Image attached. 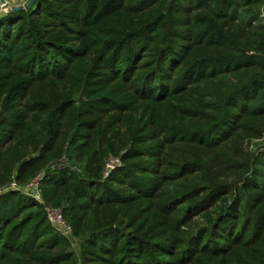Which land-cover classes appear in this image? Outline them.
I'll list each match as a JSON object with an SVG mask.
<instances>
[{"label":"trees","instance_id":"1","mask_svg":"<svg viewBox=\"0 0 264 264\" xmlns=\"http://www.w3.org/2000/svg\"><path fill=\"white\" fill-rule=\"evenodd\" d=\"M38 174L0 264H264V0L0 12V188Z\"/></svg>","mask_w":264,"mask_h":264},{"label":"built area","instance_id":"2","mask_svg":"<svg viewBox=\"0 0 264 264\" xmlns=\"http://www.w3.org/2000/svg\"><path fill=\"white\" fill-rule=\"evenodd\" d=\"M27 0H1L2 4L6 7V11L12 7L20 6L26 3ZM6 11L1 10L0 12L6 13ZM117 162V160H113ZM109 168H112V163L108 165ZM42 180V174H38L34 177L29 183L24 186H19L15 182H11L7 187L0 188V194L11 190V191H19L23 195L28 196L34 199L39 204H44L41 191L39 188L40 182ZM44 211L46 213L48 222L51 227L62 237L71 240L72 239V230L71 227L65 222L61 209H53L50 207H45Z\"/></svg>","mask_w":264,"mask_h":264},{"label":"water","instance_id":"3","mask_svg":"<svg viewBox=\"0 0 264 264\" xmlns=\"http://www.w3.org/2000/svg\"><path fill=\"white\" fill-rule=\"evenodd\" d=\"M35 2L36 0H27L25 4L12 7L6 11V7L2 4L0 0V7H1V10L6 11V13H17V12H22V11H30L34 7Z\"/></svg>","mask_w":264,"mask_h":264},{"label":"rangeland","instance_id":"4","mask_svg":"<svg viewBox=\"0 0 264 264\" xmlns=\"http://www.w3.org/2000/svg\"><path fill=\"white\" fill-rule=\"evenodd\" d=\"M70 241L72 243V249L76 252L78 250V243H77V241L74 240V239H71Z\"/></svg>","mask_w":264,"mask_h":264}]
</instances>
